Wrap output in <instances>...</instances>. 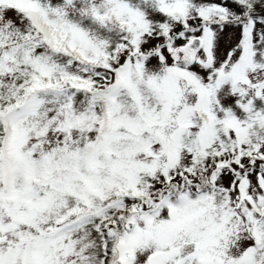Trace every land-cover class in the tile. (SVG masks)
Wrapping results in <instances>:
<instances>
[{"label":"snow or ice","instance_id":"1","mask_svg":"<svg viewBox=\"0 0 264 264\" xmlns=\"http://www.w3.org/2000/svg\"><path fill=\"white\" fill-rule=\"evenodd\" d=\"M264 0H0V264H264Z\"/></svg>","mask_w":264,"mask_h":264},{"label":"rangeland","instance_id":"2","mask_svg":"<svg viewBox=\"0 0 264 264\" xmlns=\"http://www.w3.org/2000/svg\"><path fill=\"white\" fill-rule=\"evenodd\" d=\"M258 11L264 12V6H262L261 8H259Z\"/></svg>","mask_w":264,"mask_h":264}]
</instances>
